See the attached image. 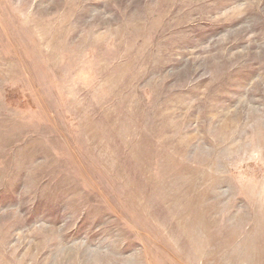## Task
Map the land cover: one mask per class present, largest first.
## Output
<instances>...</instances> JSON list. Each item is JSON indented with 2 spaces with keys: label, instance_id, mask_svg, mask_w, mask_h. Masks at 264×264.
<instances>
[{
  "label": "rangeland",
  "instance_id": "obj_1",
  "mask_svg": "<svg viewBox=\"0 0 264 264\" xmlns=\"http://www.w3.org/2000/svg\"><path fill=\"white\" fill-rule=\"evenodd\" d=\"M0 264H264V0H0Z\"/></svg>",
  "mask_w": 264,
  "mask_h": 264
}]
</instances>
